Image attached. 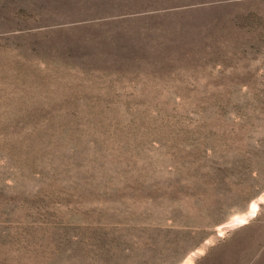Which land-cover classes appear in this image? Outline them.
I'll return each instance as SVG.
<instances>
[{"label":"rangeland","instance_id":"1","mask_svg":"<svg viewBox=\"0 0 264 264\" xmlns=\"http://www.w3.org/2000/svg\"><path fill=\"white\" fill-rule=\"evenodd\" d=\"M239 215L264 264V0H0V264H184Z\"/></svg>","mask_w":264,"mask_h":264},{"label":"crops","instance_id":"2","mask_svg":"<svg viewBox=\"0 0 264 264\" xmlns=\"http://www.w3.org/2000/svg\"><path fill=\"white\" fill-rule=\"evenodd\" d=\"M235 218L232 219L234 224L227 229L226 235H222L219 241L210 243L203 250L197 252L196 257H191L189 262L184 264H223L228 262L232 248L231 241L242 233L243 227L249 224V221L245 220L246 218L243 222H236ZM255 238H257V235H255ZM256 242L257 240L254 244H257Z\"/></svg>","mask_w":264,"mask_h":264},{"label":"bare ground","instance_id":"3","mask_svg":"<svg viewBox=\"0 0 264 264\" xmlns=\"http://www.w3.org/2000/svg\"><path fill=\"white\" fill-rule=\"evenodd\" d=\"M255 207H256V204H253V205L251 206V212H250L251 214H252V212L255 210ZM245 218H246V216H244V215H239V216H237L234 220H235L236 222H238V221H239V222H241V221L243 222V220H244ZM235 221H234V222H235ZM244 221H245V220H244ZM236 222H235V223H236ZM231 223H232V221H231ZM233 224H234V223H233ZM229 225H230V224H229Z\"/></svg>","mask_w":264,"mask_h":264}]
</instances>
